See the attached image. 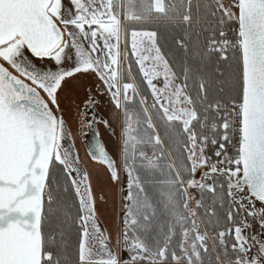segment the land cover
<instances>
[{
	"label": "snow or ice",
	"instance_id": "snow-or-ice-1",
	"mask_svg": "<svg viewBox=\"0 0 264 264\" xmlns=\"http://www.w3.org/2000/svg\"><path fill=\"white\" fill-rule=\"evenodd\" d=\"M0 264H264V0H0Z\"/></svg>",
	"mask_w": 264,
	"mask_h": 264
},
{
	"label": "rangeland",
	"instance_id": "rangeland-1",
	"mask_svg": "<svg viewBox=\"0 0 264 264\" xmlns=\"http://www.w3.org/2000/svg\"><path fill=\"white\" fill-rule=\"evenodd\" d=\"M96 84L95 78L90 77L87 79L73 80L68 83L63 91H70V100H76V102L83 103L86 99V89L94 88ZM67 89V90H66ZM102 103L95 106L93 114L100 118L108 119L110 116V105L105 97H99ZM63 106L76 108L79 110L76 104L69 101ZM84 112V111H83ZM82 114L77 112L76 116H72L67 120L69 127L72 129V133L75 139L76 149L82 160L88 162L90 158L87 155L88 141L87 136L82 134L88 129V125L85 124L81 131L79 121L82 119ZM95 128L99 133V139L103 142L108 151L115 154L117 149L116 138L112 136L108 130L102 124H96ZM91 174V181L93 190L97 195V208L100 216L101 223L105 225L109 230H114L116 225L119 223V195L117 187L110 181L107 171L103 166L87 163Z\"/></svg>",
	"mask_w": 264,
	"mask_h": 264
},
{
	"label": "flooded vegetation",
	"instance_id": "flooded-vegetation-1",
	"mask_svg": "<svg viewBox=\"0 0 264 264\" xmlns=\"http://www.w3.org/2000/svg\"><path fill=\"white\" fill-rule=\"evenodd\" d=\"M86 92H87V89H86ZM70 94H71L70 91H62L61 97H60V99H61V107L64 109V115H65L66 120H69V118L72 117V116H76L78 111H79L80 114H82L83 111H84L83 103L76 102V100L73 101L72 99L70 100L69 99V98H71ZM69 101L72 102L73 104H76L77 107L79 108V110L76 109V108L67 107V106L64 107L63 106V104L65 105V104L69 103ZM91 115H94L92 111H90V116ZM96 117L100 118L99 116H96ZM96 133H97V129L95 128V126L92 127V128L88 127L86 132H84V133L82 132V134L87 136L86 141H88V145L93 143L97 139ZM85 148L88 151V148L86 146H85Z\"/></svg>",
	"mask_w": 264,
	"mask_h": 264
}]
</instances>
